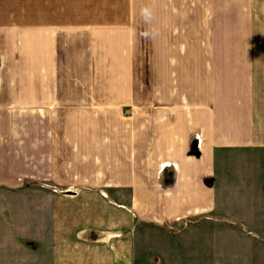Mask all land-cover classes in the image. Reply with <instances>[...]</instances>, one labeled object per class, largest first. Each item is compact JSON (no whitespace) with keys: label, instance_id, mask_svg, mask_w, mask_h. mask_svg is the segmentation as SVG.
Returning <instances> with one entry per match:
<instances>
[{"label":"crops","instance_id":"1","mask_svg":"<svg viewBox=\"0 0 264 264\" xmlns=\"http://www.w3.org/2000/svg\"><path fill=\"white\" fill-rule=\"evenodd\" d=\"M262 233L264 0H0V264H264Z\"/></svg>","mask_w":264,"mask_h":264},{"label":"clouds","instance_id":"2","mask_svg":"<svg viewBox=\"0 0 264 264\" xmlns=\"http://www.w3.org/2000/svg\"><path fill=\"white\" fill-rule=\"evenodd\" d=\"M140 17L144 21L145 24H151L153 20V11L150 7H142L139 12ZM141 37L146 40H155L158 32L154 28H149L148 30L142 32Z\"/></svg>","mask_w":264,"mask_h":264},{"label":"rangeland","instance_id":"3","mask_svg":"<svg viewBox=\"0 0 264 264\" xmlns=\"http://www.w3.org/2000/svg\"><path fill=\"white\" fill-rule=\"evenodd\" d=\"M135 43V41H134ZM143 43V50L145 52V54L149 53L150 57L151 54H152V47L154 46V43L152 40H145L144 42L141 41V45ZM140 45V43H139ZM142 49H139V55L137 54L135 57H134V65L136 66L138 63H142L143 62V59H142ZM185 221L181 222L182 224H184ZM264 238V233H262V239ZM259 256H264V251L262 250L261 253L258 254Z\"/></svg>","mask_w":264,"mask_h":264}]
</instances>
